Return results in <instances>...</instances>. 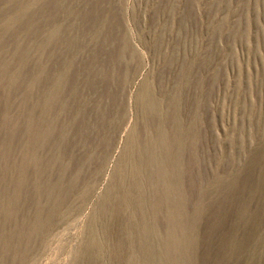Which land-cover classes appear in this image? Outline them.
I'll return each instance as SVG.
<instances>
[{"label":"rangeland","instance_id":"obj_1","mask_svg":"<svg viewBox=\"0 0 264 264\" xmlns=\"http://www.w3.org/2000/svg\"><path fill=\"white\" fill-rule=\"evenodd\" d=\"M160 125L175 199L144 168L120 204L129 132ZM140 262L264 264V0H0V264Z\"/></svg>","mask_w":264,"mask_h":264},{"label":"bare ground","instance_id":"obj_2","mask_svg":"<svg viewBox=\"0 0 264 264\" xmlns=\"http://www.w3.org/2000/svg\"><path fill=\"white\" fill-rule=\"evenodd\" d=\"M174 103L172 105H174ZM136 106L138 108V113H139L140 118L142 120H145V121L148 120L147 117H149V116L151 117L152 115L154 117L158 116L160 119H163V120H165L167 118V116H168L167 111L166 110L164 111V109H160L159 106L157 105V103L155 102V99L153 98L152 91L148 88L146 82L143 83L142 90L140 91L139 95H137ZM172 108H173V106H172ZM156 119H157V117H156ZM158 129L159 130H157L158 131L157 132V139H154L152 141L147 139L148 141L147 142L145 141L146 143H143L142 141L141 142L139 141V138L137 136V132H136L135 129H131V131L129 132V134L127 136V139H126V143H125L123 152H122V155H121V158H119L120 160L117 162L116 169H115V173L120 178V180L122 182V188L124 189V192H123L124 194L122 193L123 194L122 197H121L122 201L120 202V204L121 203L122 204H125V203L128 204L127 202L131 201V204H135L136 207H138V208H142L143 207L144 199H143V196H142V193H141L143 191L142 190V186H144L143 185L144 183L148 182V180L146 182L143 181L144 178H142V169H144V168L147 169L148 173L150 174L149 176H151V179L154 178V180H151V182L149 181L151 190L155 191V189H157V188L160 189V187H162V191H163L164 197H165L164 200H166V202L169 205L168 208H170V203L172 204L173 200L175 199L173 193L171 192V187L174 185L173 182L175 180H173V182L169 181L170 182L169 183L167 178L169 176L172 177V178H176V177L178 178V176H179L178 173H179L180 167L182 166V163H181L180 155H178L176 158L173 157L174 156V151H175L174 150V145L175 146L183 145L184 143L186 144V141H185V138H182V136L180 137L179 135H177L175 133H173V135H170V138H169L168 137L169 135L167 134V131L166 130L164 131V127L161 128V125L159 126ZM151 139H153V138H151ZM162 153L164 155H168V154L171 155V161L173 162V165L168 166L166 164V162H169L168 161L169 159L166 162H164L165 160L163 161V159H165L166 157L162 158V156H161ZM181 153H182V151H181ZM164 155H163V157H164ZM138 159L141 161V162L140 161L139 162L142 163V164H138V162H136V161H138ZM169 167H170V169H169ZM127 177L128 178L131 177L132 178V182L134 183L133 186L130 184L132 187L129 185L131 187V189H129L130 187H127L125 185L126 182L124 181V179L127 178ZM128 182H129V180H128ZM152 204H153V207L158 205L157 201L155 202V199H154ZM166 217H167V220L169 222L172 221L171 220L172 218L170 217L169 211L167 212ZM91 222L92 223L94 222L93 218H91ZM91 222H90V224H91ZM130 227L131 228H130V233L129 234L134 235L137 232H139V234H137V235H139L140 237H141V235L143 237L145 236L146 228H145L144 225L140 226V229L137 228L139 230L136 233H135L136 230L133 231L135 227L133 228L132 225ZM90 243H94V240H91ZM130 258H131L130 261H132L133 263L134 262L137 263L138 259H139V257L137 259V257H135V256H132ZM140 264H141V262H140Z\"/></svg>","mask_w":264,"mask_h":264}]
</instances>
